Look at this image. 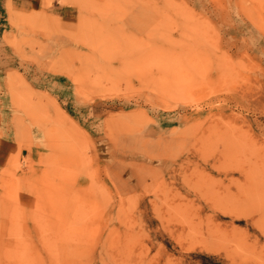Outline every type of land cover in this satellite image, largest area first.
<instances>
[{"label": "rangeland", "instance_id": "obj_1", "mask_svg": "<svg viewBox=\"0 0 264 264\" xmlns=\"http://www.w3.org/2000/svg\"><path fill=\"white\" fill-rule=\"evenodd\" d=\"M79 4L1 20L0 264H264V0Z\"/></svg>", "mask_w": 264, "mask_h": 264}, {"label": "crops", "instance_id": "obj_2", "mask_svg": "<svg viewBox=\"0 0 264 264\" xmlns=\"http://www.w3.org/2000/svg\"><path fill=\"white\" fill-rule=\"evenodd\" d=\"M80 0H0V28L6 27L1 20L6 18L8 12L20 14H41L42 17H54L65 27H72L81 14ZM7 31V30H6ZM5 58L1 56L3 61ZM0 61V65L4 62ZM4 114V113H3ZM67 114V113H66ZM68 115V114H67ZM9 123L0 121V153L15 147L18 138L11 132ZM14 136V138L12 137Z\"/></svg>", "mask_w": 264, "mask_h": 264}]
</instances>
